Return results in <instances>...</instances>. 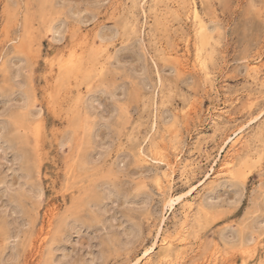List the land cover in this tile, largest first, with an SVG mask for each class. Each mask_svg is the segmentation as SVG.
Masks as SVG:
<instances>
[{"label": "rangeland", "instance_id": "374dc122", "mask_svg": "<svg viewBox=\"0 0 264 264\" xmlns=\"http://www.w3.org/2000/svg\"><path fill=\"white\" fill-rule=\"evenodd\" d=\"M263 16L264 0H0V264H264ZM226 151L235 177L216 172Z\"/></svg>", "mask_w": 264, "mask_h": 264}, {"label": "bare ground", "instance_id": "6f19581e", "mask_svg": "<svg viewBox=\"0 0 264 264\" xmlns=\"http://www.w3.org/2000/svg\"><path fill=\"white\" fill-rule=\"evenodd\" d=\"M151 1H152V0H151ZM173 1H174V0H173ZM175 1H176V0H175ZM187 1H188V0H187ZM143 2H144V0H143ZM165 2H166V0H165ZM171 2H172V1H171ZM191 2H192V1H191ZM134 3H135V2H134ZM177 3H178V2H177ZM192 3H193V2H192ZM136 4H137V3H136ZM50 5H51V3H50ZM134 5H135V4H134ZM159 5H160V4H159ZM161 5H162V4H161ZM167 5H168V4H167ZM175 5H176V2H175ZM176 6H178V5H176ZM171 7H172V6H171ZM52 8H53V7H52ZM124 8H125V7H124ZM127 8H128V7H127ZM127 8H126V9H127ZM139 8H140V7H139ZM161 8H162V7H161ZM190 8H191V7H190ZM126 9H125V10H126ZM140 9H141V8H140ZM155 9H156V6H155ZM52 10H53V9H52ZM129 10H130V9H129ZM153 10H154V9H153ZM122 11H123V9H122ZM142 11H143V10H142ZM171 11H172V10H171ZM125 12H126V11H125ZM128 12H129V11H128ZM201 12H202V11H201ZM158 13H159V12H158ZM175 13H177V12L175 11ZM175 13H174V14H175ZM183 13H184V11H183ZM193 13H194L195 17L198 18L197 8H195V6H194V8H193ZM124 14H127V13H124ZM163 14H164V13H163ZM170 14H171V13H170ZM179 14H180V13H179ZM179 14H178L177 17H179ZM202 14H204V13H202ZM122 15H123V14H122ZM133 15H134V14H133ZM164 15H165V14H164ZM164 15H163V16H164ZM262 15H263V13H262ZM126 16H127V15H126ZM187 16H188V15H187ZM191 16H192V14H191ZM161 17H162V16H161ZM164 17H165V16H164ZM173 17L175 18V16H173ZM204 17H205V16H203L202 18H204ZM187 18H188V17H187ZM189 18H190V17H189ZM193 18H194V17H193ZM208 18H209V17H208ZM263 18H264V16H263ZM123 19H124V18H123ZM160 19H161V18H160ZM163 19H164V18H163ZM191 19H192V18H191ZM191 19H190V20H191ZM211 19H212V18H211ZM211 19H210V20H211ZM126 20H127V19H126ZM126 20H125V21H126ZM208 20H209V19H208ZM153 21H154V20H153ZM155 21H156V20H155ZM158 21H159V20H158ZM191 21H192V20H191ZM213 21H214V20H213ZM194 22H195V19H194ZM205 22H206V21H205ZM214 22H215V21H214ZM122 23H123V22H122ZM154 23H155V22H154ZM208 23H209V21H208ZM210 23H211V22H210ZM152 24H153V23H152ZM152 24H151V25H152ZM157 24H158V23H157ZM157 24H156V25H157ZM198 24H199V31H198L199 34H197V33H196V34H197L198 36L200 35V38H198V39L201 41V45H203V43L205 42V40H206V38H207V33H208V32L206 33V29L204 28L205 26H203V24H202L201 21H199V23H197V25H198ZM212 24H213V23H212ZM121 25H122V24H121ZM179 25H180V24H179ZM194 25H195V23H194ZM207 25H208V24H207ZM152 26H153V25H152ZM210 26H211V25H210ZM214 26H215V25H214ZM120 27H122V26H120ZM150 27H151V26H149V28H150ZM153 27H155V26H153ZM206 27H207V26H206ZM151 28H152V27H151ZM151 28H150V29H151ZM154 29H155V28H154ZM154 29H153V31H154ZM164 29L166 30V28H164ZM208 29H211V30H212V27L209 28V26H208ZM158 30H159V29H158ZM165 30H164V31H165ZM149 31H150V30H149ZM213 31H214V29H213ZM218 32H219V31H218ZM219 33H220V32H219ZM158 34H159V33H158ZM209 34H210V33H209ZM92 35H93V34H92ZM154 35H155V34H154ZM215 35H216V33H215ZM94 36H95V35H94ZM151 36H152V35H151ZM213 36H214V35H213ZM152 37H153V36H152ZM155 37L158 38V36H155ZM216 37H217V36H216ZM157 38H156V39H157ZM211 38H212V37H211ZM211 38H210L209 40H211ZM198 39H197V40H198ZM212 39H213V38H212ZM153 40H154V38H153ZM158 40H159V39H158ZM158 40H157V42H159ZM207 40H208V38H207ZM209 40H208V41H209ZM213 40H214V39H213ZM154 41H155V40H154ZM110 42H111V41H110ZM188 42H189V41H188ZM101 43H102V42H101ZM101 43L99 42V44H101ZM107 43H108V41H107ZM107 43H105V44H107ZM153 43H154V42H153ZM174 43H175V42H174ZM193 43H194V42H193ZM217 43H218V41H216V44H217ZM99 44H98V45H99ZM208 44H211V43H208ZM214 44H215V43H214ZM108 45H109V44H108ZM164 45H165V44H164ZM175 45H176V43H175ZM175 45H174V46H175ZM187 45H189V44L187 43ZM198 45H200V44L198 43ZM100 46H101V45H100ZM104 46H105V45H104ZM160 46H161V44H160ZM160 46H159V47H160ZM194 46H195V45H194ZM210 46H211V45H210ZM168 47H169V46H168ZM171 47H172V46H171ZM204 47H207V46H204ZM204 47H203V48H204ZM104 48H105V47H104ZM104 48H103V49H104ZM157 48H158V47H157ZM182 48H183V47H182ZM188 48H189V47H188ZM159 49H160V48H159ZM163 49H164V48H163ZM172 49H173V47H172ZM180 49H181V48H180ZM194 49H195V48H194ZM99 50H100V48H99ZM99 50H98V51H99ZM173 50H174V49H173ZM173 50H172V51H173ZM197 50H198V59H199L198 61H200L199 64H200V63H201V64H204V61H206L205 59H206L207 57L204 58L203 53H202V48H198V49H196V51H197ZM102 51H103V50H101L100 52H102ZM156 51H157V49H156ZM163 51H165V50H163ZM172 51L170 52V54L172 53ZM176 51H177V49H176ZM178 51H179V50H178ZM182 51H184V50H182ZM215 51H216V50H215ZM258 51H259V50H258ZM260 51H261V50H260ZM74 52H76V51H74ZM77 52H78V51H77ZM161 52H162V51H161ZM165 52H166V51H165ZM179 52H180V51H179ZM184 52H185V51H184ZM61 53H63V52H61ZM96 53H97V52H96ZM155 53H156V52H155ZM163 53H164V52H162V55H163ZM176 53H177V52H176ZM176 53H175V54H176ZM187 53H189V52H187ZM78 54H79V52H78ZM80 54H81V53H80ZM156 54H157V53H156ZM168 54H169V53H168ZM168 54H167V55H168ZM170 54H169V55H170ZM175 54H174V56L177 57L178 55H175ZM181 54H182V53H181ZM184 54H185V53H184ZM184 54H183V56H184ZM189 54H190V53H189ZM195 54H196V53H195ZM67 55H68V54H67ZM171 55H172V54H171ZM192 55H193V54H192ZM253 55H254V54H253ZM158 56H159V55H158ZM185 56H186V55H185ZM195 56H197V55H195ZM211 56H212V55H211ZM214 56H215V55H214ZM214 56H213V57H214ZM256 56H257V55H256ZM163 57H164V55H163ZM215 57H216V56H215ZM64 58H65V57H64ZM158 58H159V57H158ZM261 58H262V57H261ZM80 59H81V58H80ZM163 59H164V58H163ZM177 59H178V57H177ZM181 59H182V58H181ZM64 60H65V59H64ZM172 60H173V58H172ZM252 60H253L252 62H254V59H252ZM258 60H259V58H258ZM74 61H75V60H74ZM74 61H73V62H74ZM76 61H77V60H76ZM82 61H83V60H81V62H82ZM175 61H176V60H175ZM182 61H183V60H182ZM196 61H197V60H196ZM207 61H208V60H207ZM60 62H61V61H60ZM64 62H65V61H64ZM73 62H72V63H73ZM103 62H104V61H103ZM168 62H169V60H168ZM176 62H177V64H178V60H177ZM180 62H181V61H180ZM211 62H213V61L211 60ZM211 62H210V63H211ZM72 63H71V64H72ZM75 63H76V62H75ZM105 63H106V62H105ZM169 63H170V62H169ZM256 63H257V61H256ZM60 64H61V63H60ZM64 64H65V63H64ZM78 64H79V63H78ZM177 64H176V65H177ZM193 64H194V62H193ZM247 64H250V63H247ZM257 64H258V63H257ZM65 65H66V64H65ZM172 65H173V64H172ZM182 65H183V64H180V65H179V69L181 68ZM194 65H195V64H194ZM252 65H253V64H252ZM62 66H64L63 63H62ZM72 66H73V64H72ZM72 66L70 65V67H72ZM77 66H78V65H76V66H74V67H77ZM103 66H104V65H103ZM195 66H197V65H195ZM195 66H194V67H195ZM253 66H254V65H253ZM58 67H59V66H58ZM74 67H73V68H74ZM80 67H81L84 71L86 70V72H88L89 67L91 68V66H88V69H84L81 65H80ZM104 67H105V66H104ZM200 67H201V66H200ZM86 68H87V67H86ZM99 68H100V67H99ZM99 68H96L95 71H98ZM106 68H107V67H106ZM175 68H176V67H175ZM204 68H205V66H204ZM75 69H76V68H75ZM79 69H80V68H79ZM171 69H172V67H171ZM181 69H182V68H181ZM262 69H263V68H262ZM106 70H108V68H107ZM175 70H176V69H175ZM204 71H206V70H204ZM256 71H257V70H256ZM263 71H264V70H263ZM76 73H77V72H76ZM103 73H104V71H103ZM105 73H107V72H105ZM170 73H171V72H170ZM205 73H206V72H205ZM205 73H204V74H205ZM207 73H210V71H209V72L207 71ZM258 73H259V72H258ZM70 74L73 75V73H70ZM70 74H68V75H70ZM84 74H85V73H84ZM84 74H83V76H84ZM167 74H168V73H167ZM262 74H263V73H261V75H262ZM60 75H61V74H60ZM208 75H209V74H208ZM208 75H205V76H208ZM258 75H259V74H258ZM83 76H81V77H83ZM99 76H100V75H99ZM103 76H104V75H103ZM262 76H263V75H262ZM58 77H59V76L57 75L56 78H58ZM105 77H106V76H105ZM56 78H55V79H56ZM75 78H76V77H75ZM75 78H74V79H75ZM251 78H254V77H251ZM257 78H258V77H257ZM260 78H261V76H260ZM66 79H67V81H68L69 78H66ZM80 79H81V78H80ZM80 79H79V80H80ZM247 79H249V78H247ZM254 79H255V78H254ZM261 79H262V78H261ZM56 80H57V79H56ZM72 80H73V79H72ZM250 81H251V80H250ZM56 82H57V81H56ZM255 82H256V81H255ZM167 83H168V82H167ZM170 83H171V82H170ZM247 83H248V82H247ZM263 83H264V82H263ZM62 84H65V83H62ZM70 85H72V84H70ZM70 85H69V86H70ZM252 85L254 86V84H252ZM59 86H60V85H59ZM59 86H58V87H59ZM247 86H248V85H247ZM249 86H250V85H249ZM263 86H264V85H263ZM61 87H62V86H61ZM87 87H88V86H87ZM55 88H56V87H55ZM253 88H254V87H253ZM256 88H257V87H256ZM216 90H217V89H216ZM55 91H56V90H55ZM232 91H233V90H232ZM245 91H246V90H245ZM56 92H57V91H56ZM229 92H230V91H229ZM243 92H244V91H243ZM215 93H216V92H215ZM246 93H247V92H246ZM216 94H217V93H216ZM54 95H55V94H54ZM55 96H56V95H55ZM86 96H87V94H86ZM214 96H215V95H214ZM248 96H249V95H248ZM53 97H54V96H53ZM164 97H165V96H162L161 98H164ZM239 97H240V96H239ZM261 97H262V96H261ZM235 98H236V97H235ZM250 98H251V97H250ZM256 98H257V97H256ZM259 98H260V97H259ZM50 99H51V97H50ZM78 99H79V98H78ZM227 99H229V98H227ZM237 99H238V98H237ZM52 100H53V99H52ZM83 100H84V99H83ZM86 100H87V99H86ZM90 100H94V99H90ZM90 100H89V101H90ZM164 100H165V99H164ZM168 100H169V99H168ZM244 100H245V99H244ZM249 100H250V99H248V104H249V102H251V101H249ZM256 100H257V99H256ZM261 100H262V99H261ZM253 101H255V100H253ZM258 101H259V100H258ZM78 102H79V101H77V103H78ZM237 102H238V101H237ZM263 102H264V100H263ZM73 103H74V102H73ZM92 103H93V102H92ZM244 103H245V102H244ZM244 103H243V104H244ZM251 103H252V102H251ZM47 104H49V103H47ZM51 104H52V103H51ZM68 104H69V103H68ZM231 104H232V103H231ZM231 104H230V105H231ZM233 104H234V103H233ZM258 104H259V103H258ZM150 105H151V104H150ZM222 105H223V104H222ZM244 105H245V104H244ZM214 106L217 107V105H214ZM259 107H261V106H259ZM263 107H264V106H263ZM173 108H174V107H173ZM173 108L171 107V110H172ZM244 108H245V107H244ZM252 109H254V108L252 107ZM177 110H178V109H176V112L179 113ZM227 110H228V109H227ZM254 110H255V109H254ZM258 110H259V109H257V111H258ZM156 111H157V110H156ZM173 111H174V110H173ZM173 111H172V112H173ZM212 111H213V110H212ZM217 111H218V110H217ZM260 111H263V110L260 109ZM172 112H171V113H172ZM218 112H219V111H218ZM218 112H216V114H217ZM78 113H79V112H78ZM153 113H155V112H153ZM211 113H212V112H211ZM243 113H244V112H243ZM249 113H251V112H249ZM256 113H257V112H256ZM262 113H263V112H262ZM85 114H86V113H85ZM221 114H222V112H221ZM223 114H224V113H223ZM226 114H227V116H228V113H226ZM226 114H224V115H226ZM260 114H261V113H260ZM154 115H155V114H154ZM156 115H157V114H156ZM175 115H176V114H175ZM178 115H179V114H178ZM212 115H213V114H212ZM214 115H215V114H214ZM218 115H219V113H218ZM229 115H230V114H229ZM233 115L235 116V114H233ZM252 115H254V114H252ZM255 115H256V114H255ZM85 116H87V115H85ZM85 116H84V118H87V117H88V116H87V117H85ZM182 116H183V115H182ZM182 116H181V117H182ZM227 116H226V117H227ZM244 116H245V115H244ZM244 116H243V117H244ZM259 116H260V115H259ZM32 117H33V116H32ZM35 117H36V115H35ZM231 117H232V115L229 117V119H230ZM33 118H34V117H33ZM176 118H177V117H176ZM176 118H175V119H176ZM210 118H211V117H210ZM210 118H209V120H210ZM214 118H215V117H214ZM214 118H213V119H214ZM224 118H225V117H224ZM233 118H234V117H233ZM248 118H249V117H248ZM253 118H254V117H253ZM253 118H252V119H253ZM255 118H257V117H255ZM27 119H28V118H27ZM36 119H37V118H36ZM153 119H154V118H153ZM158 119H159V118H158ZM220 119H222V118H220ZM252 119H251V120H252ZM28 120H30V119H28ZM28 120H27V121H28ZM31 120H33V119H31ZM37 120H38V119H37ZM225 120H226V118H225ZM227 120H228V119H227ZM227 120H226V121H227ZM235 120H236V119H235ZM237 120H238V119H237ZM240 120H241V119H240ZM257 120H258V119H257ZM228 121H229V120H228ZM238 121H239V120H238ZM254 121H255V120H254ZM24 122H25V121H24ZM153 122H154V121H153ZM156 122H158V121H156ZM174 122H175V121H174ZM176 122H177V121H176ZM217 122H218V120H217ZM223 122H224V121H223ZM223 122H222V123H223ZM28 123H29V122H28ZM40 123H41V122H40ZM40 123H38V124H40ZM166 123H167V122H166ZM225 123H226V122H225ZM227 123H228V122H227ZM234 123H235V122H234ZM240 123L243 124L242 121H241ZM240 123H239V124H240ZM249 123H250V122H249ZM41 124H42V123H41ZM155 124H157V123H155ZM176 124H177V123H176ZM250 124H251V123H250ZM260 124H261V123H260ZM23 125H24V124H23ZM169 125H170V124H169ZM221 125H222V124H221ZM224 125H227V124H224ZM224 125H223V126H224ZM231 125H232V124H231ZM236 125H237V124H236ZM244 125H246V124L244 123ZM20 126H21V125H20ZM41 126H42V125H41ZM228 126H230V125H228ZM246 126H247V125H246ZM82 127H83V126H82ZM85 127H86V126H85ZM152 127H153V125H152ZM152 127H151V128H152ZM155 127H157V126H155ZM160 127H161V126H160ZM211 127H212V126H211ZM220 127H221V126H220ZM226 127H227V126H226ZM233 127H235V126H233ZM236 127H238V125H237ZM255 127H256V126H255ZM260 127H261V126H260ZM231 128H232V126H231ZM243 128H244V127H242V126L240 125L238 128L234 129V131H233V133H232L233 136H232V134H231V135L228 134V136H226V138H225L224 140H222L223 142L221 141V143H222V146L220 145V146H221V151L224 152L223 148H224L226 145H228V146H229L231 149H233V150L236 149L235 147H238L237 144L241 142L242 135H244V134H242ZM246 128H247V127H246ZM257 128H258V127H257ZM89 129H90V128H89ZM152 129H153V128H152ZM158 129H159V127H158ZM162 129H163V128H162ZM162 129H160V130H162ZM216 129H217V128H216ZM224 129H225V128H224ZM224 129H222V130H224ZM258 129H259V128H258ZM41 130H42V128H41ZM41 130H40V131H41ZM53 130H54V129H53ZM53 130H52V132H53ZM56 130H57V129H56ZM87 130H88V129H87ZM87 130H86V131H87ZM163 130H164V129H163ZM225 130H226V129H225ZM231 130H232V129H231ZM31 131H32V130H31ZM86 131H85V132H86ZM157 131H158V130H157ZM166 131H167V130H166ZM215 131H216V130H215ZM227 131H228V130H227ZM256 131H257V130H256ZM79 132H80V131H79ZM82 132H83V131H82ZM149 132H150V131H149ZM153 132H154V134H155L156 131L153 130ZM153 132H152V133H153ZM221 132H222V131H221ZM221 132H220V133H221ZM263 132H264V131H263ZM146 133H147V131H146ZM218 133H219V132H218ZM220 133H219V134H220ZM224 133H225V132H224ZM224 133H223V134H224ZM230 133H231V132H230ZM243 133H244V132H243ZM32 134H33V133H32ZM86 134H87V133H86ZM148 134H149V133H148ZM162 134H163V133H162ZM177 134H178V133H177ZM177 134H176V135H177ZM198 134H199V132H198ZM215 134H216V133H215ZM33 135H34V134H33ZM41 135H42V134H41ZM133 135H134V134H133ZM136 135H137V134H136ZM167 135H168V134H167ZM196 135H197V134H196ZM252 135H253V134H252ZM257 135H259V134H257ZM81 136H82V135H81ZM163 136H164V135H163ZM39 137H40V136H39ZM130 137H131V136H130ZM152 137H153V135H152ZM195 137H196V136H195ZM224 137H225V136H224ZM41 138H42V137H41ZM71 138H72V137H71ZM74 138L76 139V137H74ZM170 138H171V137H170ZM173 138H174V137H173ZM199 138H200V137H199ZM262 138H263V137H262ZM33 139H34V138H33ZM75 139H74V140H75ZM142 139H143V136H142ZM142 139H140V140H142ZM161 139H162V138H161ZM222 139H223V138H222ZM37 140H39V139L37 138ZM37 140H36V141H37ZM62 140H63V139H62ZM146 140H147V138H146ZM172 140H173V139H172ZM251 140H252V139H251ZM33 141H34V140H33ZM131 141H132V140H131ZM133 141H135V140H133ZM143 141H144V140H142V142H143ZM165 141H166V140H165ZM170 141H171V140H170ZM253 141H254V140H253ZM255 141H256V140H255ZM37 142H38V141H37ZM60 142H61V141H60ZM135 142H136V141H135ZM146 142H147V141H146ZM242 142H243V141H242ZM140 143H141V141H140ZM173 143H174V142H173ZM192 143H193V142H192ZM250 143H251V142H250ZM35 144H36V143H35ZM60 144H61V143H60ZM131 144H133V143H131ZM135 144H136V143H135ZM63 145H64V144H63ZM139 145L141 146V144H139ZM238 145H240V144H238ZM142 146H143V145H142ZM191 146H192V145H191ZM194 146L196 147V144H194ZM202 146H203V145H202ZM250 146H251V145H250ZM252 146H253V145H252ZM164 147H165V146H164ZM243 147H244V146H243ZM144 148H145V147H144ZM161 148H162V147H161ZM165 148H166V147H165ZM190 148H191V147H190ZM190 148H189V149H190ZM200 148H201V147H200ZM203 148H204V147H203ZM77 149H78V148H77ZM176 149H177V147H176ZM192 149H193V148H192ZM195 149H196V148H195ZM219 149H220V148H219ZM65 150H66V149H65ZM152 150H153V149H152ZM200 150H201V149H200ZM77 151H78V150H77ZM141 151H142V148H141ZM187 151H188V150H187ZM229 151H230V150H229ZM229 151H226V154L223 156V159H222V161L220 162V165H219V166H220V169H219V171L216 170V172H218L219 174H228V176H229V175H230V176H233V175L235 174V171H233V170L231 169L230 159H229V157H228V156H230L231 153H229ZM139 152H140V151H139ZM182 152H183V150H182ZM184 152H185V151H184ZM230 152H231V151H230ZM143 153H144V152H143ZM172 153H173V150H172ZM177 153H178V152H176V154H177ZM233 153H234V152H233ZM233 153H232V154H233ZM77 154H78V153H77ZM77 154H76V155H77ZM144 154H146V153H144ZM181 154L183 155V154H185V153H181ZM200 154H201V153H200ZM243 154H244V153H243ZM165 155H166V154H165ZM167 155H169V154L167 153ZM173 155H174V154H173ZM178 155H180V154L178 153ZM178 155H176V157L174 158V159H175V160L173 161L174 163L172 162V160H169V159L159 158L158 160L161 161V163H160V161H159L160 164H162V162L165 163V165H166V167H167V171H168L169 173H174V171H176L175 169H177V168H175V163H177V162L181 159V158L179 159V156H178ZM187 155H188V154H187ZM201 155H202V154H201ZM208 155H210V154L208 153ZM67 156H68V155H67ZM202 156H203V155H202ZM231 156H232V155H231ZM146 157H147V156H146ZM161 157H162V156H161ZM167 157H169V156H166V158H167ZM189 157H190V156H189ZM189 157H188V158H189ZM235 157H236V156H235ZM235 157H234L233 159H235ZM243 157H245V156H242V159H243ZM65 158H66V157H65ZM144 158H145V157H144ZM144 158H143V159H144ZM148 158H149V157H148ZM170 158H172V157H170ZM150 159H151V158H150ZM203 159H204V158H203ZM236 159H237V158H236ZM73 160H74V159H73ZM156 160H157V159H156ZM156 160H155V161H156ZM199 160H200V159H199ZM238 160H239V159H238ZM240 160H241V159H240ZM153 161H154V160H153ZM181 161H182V160H181ZM191 161H192V160H191ZM204 161H205V160H204ZM53 162H54V161H53ZM60 162H61V161H60ZM157 162H158V161H157ZM182 162H183V161H182ZM185 162H186V161H185ZM193 162H194V161H193ZM200 162H201V161H200ZM208 162H209V161H208ZM213 162H214V161H213ZM215 162H216V160H215ZM215 162H214V163H215ZM246 162H248V161H246ZM75 163H76V162H75ZM140 163H141V162H140ZM187 163H188V162H187ZM238 163H240V162H238ZM38 164H39V163H38ZM55 164H56V163H55ZM67 164H68V163H67ZM177 164H179V162H178ZM196 164H197V163H196ZM233 164H234V161H233ZM233 164H232V165H233ZM236 164H237V161H236ZM236 164H235V165H236ZM57 165H58V164H57ZM187 165H188V164H187ZM189 165L191 166L192 164H189ZM150 166H151V165H150ZM152 166H153V165H152ZM154 166H155V165H154ZM197 166H198V164H197ZM211 166H212V165H211ZM66 167H67V166H66ZM155 167H156V166H155ZM157 167H158V166H157ZM159 167H160V166H159ZM163 167H164V165H163ZM179 167H180V166H179ZM192 167H193V166H192ZM233 167H234V166H233ZM57 168H58V167H57ZM67 168H68V167H67ZM148 168H150V167H148ZM161 168H162V167H161ZM180 168H181V167H180ZM196 168H199V166L196 167ZM235 168H236V167H235ZM235 168H234V169H235ZM150 169H151V168H150ZM156 169H157V168H156ZM158 169H159V168H158ZM192 169H193V168H192ZM216 169H217V168H216ZM65 170H66V168H65ZM74 171H75V170H74ZM151 171H152V169H151ZM156 171H157V170H156ZM156 171H155V172H156ZM188 171H189V170H188ZM191 171H192V170H191ZM209 171H210V170H209ZM209 171H208V172H209ZM158 172H160V171H158ZM168 172H167V173H168ZM189 172H190V171H189ZM75 173H76V172H75ZM153 173H154V172H153ZM153 173H152V174H153ZM179 173H180V172H179ZM191 173H192V172H191ZM76 174H77V173H76ZM162 174H163V173H162ZM193 174H194V173H193ZM238 174H240V173L238 172ZM238 174H237V176H239ZM83 175H84V174H83ZM167 175H168V174H167ZM179 175H180V174H179ZM194 175H195V174H194ZM211 175H212V174H211ZM150 176H151V175H150ZM208 176H209V175H208ZM212 176H215V175H212ZM212 176H209V177H212ZM63 177H64V176H63ZM65 177H66V176H65ZM80 177H81V176H80ZM182 177H183V176H182ZM203 177H204V176H203ZM215 177H216V176H215ZM226 177H227V176H226ZM233 177H235V176H233ZM233 177H232V178H233ZM166 178H167V176H166ZM186 178H187V177H186ZM160 179H161V178H160ZM172 179H173V178H172ZM225 179H226V178H225ZM76 180H77V179H76ZM161 180H162V179H161ZM163 180H164V179H163ZM186 180H187V179H186ZM186 180H185V181H186ZM191 180H192V179H191ZM198 180H199V179H198ZM198 180H197V181H198ZM201 180H202V179H201ZM207 180H208V179H207ZM226 180H230V178H229V179H226ZM64 181H65V180H64ZM68 181H69V180H68ZM74 181H75V180H74ZM152 181H153V180H152ZM155 181H156V180H155ZM169 181H171V180H169ZM187 181H188V180H187ZM164 182H165V181H164ZM167 182H168V181H167ZM171 182H172V181H171ZM171 182H170V183H171ZM198 182H199V181H198ZM200 182H201V181H200ZM204 182H205V181H204ZM155 183H156V182H155ZM155 183H154V184H155ZM159 183H160V182H159ZM159 183H158V184H159ZM188 183H189V182H188ZM188 183H187V184H188ZM194 183H195V182H194ZM213 183H215V181H214ZM197 184L200 185V183H197ZM161 185H162V184H161ZM164 185H165V184H164ZM164 185H163V186H164ZM167 185L169 186L170 184H167ZM195 185H196V184H195ZM213 185H214V184H213ZM193 186H194V185H193ZM201 186H202V185H201ZM215 186H216V185H215ZM198 187H199V186H198ZM204 187H206V186H203V188H204ZM166 188H167V187H166ZM201 188H202V187H201ZM207 188H208V187H207ZM207 188H205V190H206ZM171 189H173V188H171ZM193 189H194V188H191L190 190H187L186 192H181V193L176 194V195H174L173 192H170L169 194L167 193L168 195L165 196V197H167V198H165L164 203H162V202H161V203H162V205H164L165 208H169L168 210L170 211V209H173L175 203L178 204V202H179L180 200H182V201H186L184 197H187V195L189 196L190 191H192ZM212 189H213V188H212ZM212 189H211V190H212ZM263 189H264V188H263ZM194 190H195V189H194ZM202 191L204 192V190H202ZM202 191H201V189H200V193H201ZM212 191H213V190H212ZM195 192H196V191H195ZM161 193H162V191H161ZM191 193H192V192H191ZM193 193H194V192H193ZM261 193H262V192H261ZM197 195H198V194H197ZM207 195H209V194L207 193ZM207 195H206V196H207ZM259 195H260V194H259ZM262 195H263V193H262ZM203 197H205V196H203ZM207 197H208V196H207ZM78 198H79V196H78ZM163 198H164V197H163ZM187 199H188V198H187ZM189 199H190V198H189ZM192 199H193V198H192ZM194 199H195V198H194ZM206 200H207V198H206ZM206 200H204V201H206ZM65 201H66V200H65ZM161 201H162V200H161ZM194 201H195V200H194ZM207 201H208V200H207ZM196 202H197V201H196ZM196 202H195V203H196ZM65 203H66V202H65ZM70 203H71V202H70ZM193 203H194V202H193ZM210 203H211V202H210ZM68 204H69V201H68ZM73 204H77V203H73ZM73 204H72V205H73ZM51 205H52V204H51ZM69 205L71 206V204H69ZM202 205H203V204H202ZM213 205H215V204H213ZM66 206H68V205H66ZM76 206H77V205H76ZM176 206H177V205H176ZM176 206H175V207H176ZM193 206H194V205H193ZM193 206H192V207H193ZM215 206H216V205H215ZM53 207H54V205H53ZM56 207H57V206H56ZM189 207H190V206H189ZM202 207H203V206H202ZM206 207H207V206H206ZM211 207H212V205H211ZM211 207H210V208H211ZM63 208H64V207H63ZM66 208H67V207H65V209H66ZM47 209H48V208H47ZM53 209H54V208H53ZM56 209H57V208H56ZM56 209L53 210V211L55 212ZM205 209H206V208H205ZM45 210H46V209H45ZM48 211H51V208H50V210L48 209ZM163 211H164V210H163ZM166 211H167V210H166ZM171 211H172V210H171ZM189 211H190V209H189ZM194 211H195V210H194ZM199 211H200V210H199ZM49 215H50V213H49ZM161 215H162V214H161ZM196 215H197V214H196ZM151 217H152V216H151ZM164 217H165V216H164ZM211 217H212V215H211ZM161 218H162V216H161ZM49 219H50V217H49ZM196 219H197V218H196ZM164 220H165V219H164ZM186 220H187V219H186ZM198 220L200 221V219H198ZM48 221H49V220H48ZM149 222H150V221H149ZM149 222H148V223H149ZM152 222H153V221H151V223H152ZM159 222H160V221H159ZM163 222H164V221H163ZM176 222H177V221H176ZM200 222H201V221H200ZM160 223H161V222H160ZM259 223H260V222H259ZM162 224H163V223H162ZM151 225H152V224H151ZM154 225H155V224H154ZM186 225H187V223H186ZM41 226H42V225H41ZM152 226H153V225H152ZM155 226H156V225H155ZM176 226H177V225H176ZM150 227H151V226H150ZM150 227H149V229H150ZM194 227H195V226H194ZM154 228H155V227H154ZM172 228H173V227H172ZM258 228H260V227L258 226ZM45 229H46V228H45ZM156 229H157V228H156ZM158 229H159V228H158ZM160 229H161V228H160ZM165 229H166V228H165ZM173 229H174V228H173ZM225 229H226V227H225ZM225 229H224V230H225ZM261 229H262V228H261ZM224 230H223V231H224ZM158 231H159V230H158ZM173 231H174V230H173ZM151 232H152V231H151ZM155 232H156V231H155ZM160 232H161V231H160ZM221 232H222V231H221ZM237 232H238V231H237ZM158 233H159V232H158ZM158 233H157V235H158ZM212 233H213V232H212ZM170 234H171V233H170ZM219 234H220V233H219ZM233 234H234V233H233ZM261 234H262V233H261ZM152 235H153V233H152ZM179 235H181V233H180ZM182 235H183V234H182ZM237 235H238V233H237ZM149 236H150V235H149ZM158 236H159V235H158ZM219 236H220V235H219ZM219 236H218V237H219ZM151 237H152V236H151ZM154 237H155V236H154ZM225 237H226V236H225ZM237 237H238V236H237ZM240 237H241V236H240ZM241 238H242V237H241ZM155 239H156V238H155ZM35 240H36V239H35ZM166 240H167V239H166ZM220 240H221V239H220ZM257 240H258V239H257ZM177 241H179V239H178ZM177 241H176V242H177ZM180 241H182V240H180ZM223 241H224V240H223ZM152 242H153V241H152ZM172 242H173V241H172ZM254 242H255V241H254ZM231 243H232V242H231ZM259 243H260V242H259ZM180 244H181V243H180ZM232 244H233V243H232ZM241 244H242V243H241ZM246 244H247V243H246ZM256 244H257V243H256ZM49 245H50V244H48V247H49ZM149 245H150V244H149ZM177 245H179V244H177ZM258 245H259V244H258ZM51 246H52V245H51ZM153 246H155V245L152 244V245L149 246L148 248L146 247V250L143 252L142 255H141V253H140L141 256H139V257L137 258L136 262L139 261V260H140L141 258H143L144 256L148 255V254L152 251ZM156 246H157V245H156ZM172 246H173V244H172ZM226 246H227V245H226ZM238 246H239V245H238ZM245 246H246V245H245ZM255 246H256V245H255ZM179 247H180V246H179ZM179 247H178V248H179ZM49 248H50V251H51V250H52L51 247H49ZM174 248H175V247H174ZM239 248H240V246H239ZM246 248H247V247H246ZM246 248H245V249H246ZM262 249H263V248H262ZM241 250H242V248H241ZM171 251H172V250H171ZM153 252H154V251H153ZM248 252H249V250L247 251V253H248ZM250 252H251V251H250ZM36 253H37V252H36ZM247 253H246V255H247ZM152 254H153V253H152ZM250 255H251V254H250ZM33 256H34V254H33ZM43 256H44V255H43ZM155 256H156V255H155ZM163 256H164V255H163ZM241 256H242V255H241ZM247 256H249V254H248ZM41 257H42V256H41ZM45 257H46V255H45ZM49 257H50V256H49ZM242 257H243V256H242ZM261 257H262V256H261ZM151 258H152V256H151ZM198 258H199V257H198ZM245 258H246V257H245ZM245 258H244V259H245ZM40 259H41V258H40ZM45 259H46V258H45ZM45 259H43V260H45ZM135 259H136V258H135ZM135 259H134V260H135ZM206 259H207V258H206ZM244 259H243V260H244ZM149 260H150V259H149ZM246 260H247V259H246ZM39 261H40V260H39ZM48 261H49V260H48ZM141 261H142V260H141ZM202 261H203V260H202ZM208 261H210V258L208 259ZM226 261H227V260H226ZM259 261H260V260H259ZM45 262H46V260H45ZM45 262H44V263H45ZM52 262H53V261H52ZM139 262H140V261H139ZM214 262H216V260H215ZM143 263H144V262H143ZM204 263H205V262H204ZM249 263H250V261H249ZM41 264H42V263H41ZM131 264H135V262H133V263H131ZM140 264H141V263H140ZM207 264H208V262H207ZM215 264H216V263H215ZM243 264H246V262L244 261ZM247 264H248V263H247Z\"/></svg>", "mask_w": 264, "mask_h": 264}]
</instances>
